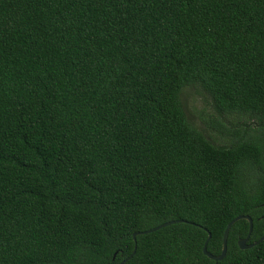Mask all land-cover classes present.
Instances as JSON below:
<instances>
[{
  "label": "trees",
  "instance_id": "1",
  "mask_svg": "<svg viewBox=\"0 0 264 264\" xmlns=\"http://www.w3.org/2000/svg\"><path fill=\"white\" fill-rule=\"evenodd\" d=\"M238 216L264 236V0H0V264H120L171 221L126 264H216ZM248 230L217 264H264Z\"/></svg>",
  "mask_w": 264,
  "mask_h": 264
},
{
  "label": "rangeland",
  "instance_id": "2",
  "mask_svg": "<svg viewBox=\"0 0 264 264\" xmlns=\"http://www.w3.org/2000/svg\"><path fill=\"white\" fill-rule=\"evenodd\" d=\"M181 102L189 123L217 144H227L231 138L222 133V127L221 129L216 128V123L228 129H233L243 123V120L237 117H223L217 114L208 97L199 88H184Z\"/></svg>",
  "mask_w": 264,
  "mask_h": 264
},
{
  "label": "water",
  "instance_id": "3",
  "mask_svg": "<svg viewBox=\"0 0 264 264\" xmlns=\"http://www.w3.org/2000/svg\"><path fill=\"white\" fill-rule=\"evenodd\" d=\"M240 220H245L248 222V225H249V230H248V234L246 236L245 239H240L238 240L237 242V245L239 247L240 250H248V249H251L252 247L254 246H257L259 243L263 242L264 241V236L262 238H260L258 241L254 242L253 244H248V240L250 238V234L252 232V228H253V222H252V219L249 217V216H238L237 218H235L234 220H232L227 226H226V229L224 231V234H223V240H222V250H221V254L219 256H213L211 255L210 253L207 252V242L210 238V234H208V240L205 242L204 246H203V249H202V252L204 254V256H206L207 258H209L210 260L216 262V264L218 262H220L226 255V252H227V238H228V234H229V231L231 229V227L233 226V224L237 221H240ZM182 221H171V222H167V223H164L158 227H155L153 229H150V230H147V231H144V232H141V233H135L133 234V241H134V249L132 251V253L130 254V256H128L125 260H123L120 264H126L127 261H129L134 255H135V252H136V237L138 235H146V234H150V233H153V232H156L164 227H167V226H170V225H173V224H176V223H181ZM116 254H114L113 256V259L115 258Z\"/></svg>",
  "mask_w": 264,
  "mask_h": 264
}]
</instances>
